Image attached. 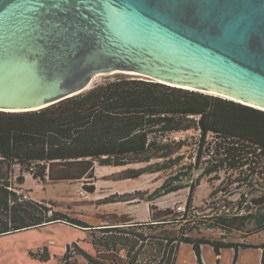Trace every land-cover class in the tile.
Wrapping results in <instances>:
<instances>
[{"label": "trees", "instance_id": "16d2710c", "mask_svg": "<svg viewBox=\"0 0 264 264\" xmlns=\"http://www.w3.org/2000/svg\"><path fill=\"white\" fill-rule=\"evenodd\" d=\"M190 131L195 134L185 138L174 136ZM195 135H198L193 143L195 164H183L182 149L190 146ZM203 162L211 165L201 175L216 173L213 178L221 179L220 172L229 176L236 173L233 183L250 185L254 180L261 183L264 110L219 95L120 72L41 109L0 110V236L55 223L80 229L90 227L54 210L51 205L57 206L56 201H38L18 193L13 183L16 166H19L16 182L21 184L25 183V173L43 182L94 179L96 163L146 164L129 168L128 177L171 171L168 180L177 182L190 169L202 168ZM185 168L188 170L184 174L179 171ZM196 185L190 184L184 212L152 205L151 217L146 221L132 220L126 225L97 228L102 235L92 233L94 254L74 242L78 255L88 264H174L180 246L189 244L200 264H204L202 247L210 245L218 256L225 248H234L236 253L245 247L262 248L264 264V242L216 240L202 233L204 228L215 227L226 232L243 230L252 221L256 224L255 232L263 231L264 192L252 199L259 206L258 212L252 206L247 207L245 214L232 209L219 222L208 224L205 222L210 216L195 213ZM182 187L181 183L169 188L163 185L157 196ZM87 189L95 192L94 185ZM197 222L203 223L204 228H198ZM75 254L68 245L63 264H78L77 258L71 260Z\"/></svg>", "mask_w": 264, "mask_h": 264}, {"label": "water", "instance_id": "95a60500", "mask_svg": "<svg viewBox=\"0 0 264 264\" xmlns=\"http://www.w3.org/2000/svg\"><path fill=\"white\" fill-rule=\"evenodd\" d=\"M118 72L264 110V0H0V110Z\"/></svg>", "mask_w": 264, "mask_h": 264}, {"label": "rangeland", "instance_id": "374dc122", "mask_svg": "<svg viewBox=\"0 0 264 264\" xmlns=\"http://www.w3.org/2000/svg\"><path fill=\"white\" fill-rule=\"evenodd\" d=\"M115 74L111 73L95 78L93 86L106 79L114 78ZM130 76L144 78L134 74H130ZM194 134L192 131L178 132L174 136L185 138ZM208 139L211 140L212 136H209ZM196 140H198V135H195V139H190V146L182 149V154L185 153V158L182 160L183 164L190 162L195 164L193 157L195 156L196 145L193 143ZM209 165L211 164L203 162L202 168L190 169L186 175L183 172L188 169H178L184 175L181 176V181L177 182L168 180L172 174L171 171L145 172L138 177H128L129 168H140L146 164L104 166L96 163L94 179L85 177L81 180L58 182L47 179L43 182L33 178L32 174L25 173V183L23 184L16 182V177L19 174V166H16L13 183L14 189L18 193L25 198L38 201H56L57 206L51 205L54 210L64 212L71 218L82 220L90 227L80 229L64 223H55L45 227L2 235L0 236V264H63V257L68 245H70L73 254L76 253L75 258H71V260L77 258L78 264H86V260L78 255L74 242L79 248L94 254L92 233L102 235V232L97 228L117 226L118 223V225H126L132 220L146 221L151 217L152 205L161 209L171 207L184 212L190 193V184H198L194 196V205L198 208L195 213L200 214V217H211L205 223L219 222V218L224 217L232 209L242 211L241 213L245 214L247 207L252 206L253 211L258 212L259 206L254 205L252 199L264 192V180L260 181L261 183L254 180L248 185L233 183L236 173L229 176L228 173L220 172L221 179L213 178L216 173L201 175L203 169ZM223 178L225 180L222 182ZM177 183H181L183 187L157 196V191L163 185H167L169 188ZM91 185L95 186L93 193L87 189ZM196 225L199 226L198 228L204 226L201 222H197ZM255 226L256 224L252 221L243 230H233L232 232H226L217 227L210 229L203 227L202 233L216 240L252 244L263 243L264 230L255 232ZM232 249L234 248L223 250L219 264H256L252 258L244 257H240V261L235 262V252ZM246 252V254H255L253 250ZM47 256L49 258L44 260ZM202 259L204 264H218L217 255L210 245L203 247ZM143 263L145 262L143 261ZM174 264H200V262L192 246L182 244Z\"/></svg>", "mask_w": 264, "mask_h": 264}, {"label": "crops", "instance_id": "0c3cea01", "mask_svg": "<svg viewBox=\"0 0 264 264\" xmlns=\"http://www.w3.org/2000/svg\"><path fill=\"white\" fill-rule=\"evenodd\" d=\"M52 225V224H50ZM48 226V225H47ZM45 227V226H44ZM21 232V231H20ZM15 235V234H14ZM10 236V235H9ZM256 244H261V243H256ZM205 246V245H204ZM203 246V247H204ZM203 247H202V251H203ZM13 250V249H12ZM225 250V249H223ZM223 250L221 251V254L218 256L217 255V261L219 259V263H220V260H221V255H222V252ZM234 252H235V257H236V261L239 262L240 261V257H244V258H252L254 260V262L256 264H262V257H263V249L262 248H250V249H240L237 253L234 249H232ZM249 250H253L255 254H246L247 252L246 251H249ZM216 254V253H215ZM237 254V256H236ZM13 255V254H12ZM239 260V261H238ZM10 261V260H9ZM235 261V262H236ZM15 261L13 260V263ZM218 263V264H219ZM86 264H88V262L86 261Z\"/></svg>", "mask_w": 264, "mask_h": 264}, {"label": "bare ground", "instance_id": "6f19581e", "mask_svg": "<svg viewBox=\"0 0 264 264\" xmlns=\"http://www.w3.org/2000/svg\"><path fill=\"white\" fill-rule=\"evenodd\" d=\"M259 107V106H258Z\"/></svg>", "mask_w": 264, "mask_h": 264}]
</instances>
